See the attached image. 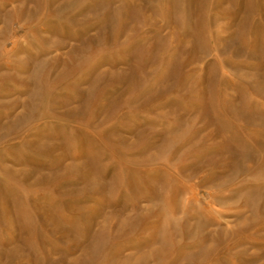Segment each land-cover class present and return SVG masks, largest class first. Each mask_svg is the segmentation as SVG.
<instances>
[{"label": "rangeland", "instance_id": "1", "mask_svg": "<svg viewBox=\"0 0 264 264\" xmlns=\"http://www.w3.org/2000/svg\"><path fill=\"white\" fill-rule=\"evenodd\" d=\"M0 264H264V0H0Z\"/></svg>", "mask_w": 264, "mask_h": 264}]
</instances>
